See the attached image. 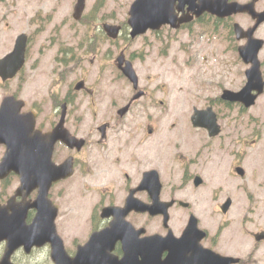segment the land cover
I'll return each mask as SVG.
<instances>
[{"label":"flooded vegetation","instance_id":"1","mask_svg":"<svg viewBox=\"0 0 264 264\" xmlns=\"http://www.w3.org/2000/svg\"><path fill=\"white\" fill-rule=\"evenodd\" d=\"M228 2L240 5L254 3L256 14L264 13V0H228ZM194 3L199 4L200 0H195ZM179 6L180 2L177 1L175 12L178 18L187 16L191 18V21L181 24L179 28L165 25L160 30H150L148 32L158 37L164 30L176 34L184 33L187 38L192 37V39L208 36L209 41L212 37H217L218 39L219 37H224L221 46H223L224 41L228 42V44L224 47L222 53L224 55L230 54L237 58L240 46L245 45L248 40L238 39L235 24L241 25L247 31L254 27L257 22L250 12L220 18L208 12L197 16L194 11L189 10L190 5H186L183 9L179 8ZM85 12L80 21L75 20L72 13L73 23H84L86 20H94L93 13L87 15ZM240 18L247 21L246 27L240 24ZM120 26L123 32L127 28L128 35L130 34L128 23ZM262 28H264V22L259 25L254 37L263 39L259 35ZM26 36L25 64L14 79L3 83L4 81L0 77L2 86H6L22 76L28 68L31 37L28 34ZM103 36L106 40H110L104 30ZM106 40L101 38V41H91L90 44H93L91 50L88 49L89 44L85 42L80 45L60 43L55 55L57 64L55 76L57 77V82L54 89L48 91L47 100L40 98L26 99L22 98L19 92H12L4 96L0 102L1 109L2 102L6 97L11 96L18 101H23L24 104L20 114L28 122L35 124V132H41V135H48L58 130L60 133L52 150L51 160L53 167L47 168L46 164L40 161H27L25 173L30 176L29 184L21 194H18V190L22 185L18 173L11 172L6 178L0 180V206L8 207L9 202L13 201L14 210H20L24 207L26 210L25 222L28 226L34 223L39 213L45 223L54 217L55 229L59 238L58 246L63 248L64 254L70 259L76 258L80 249L86 247L96 234L109 229L111 224L118 220L114 215H107V210L125 209L128 201L138 205L154 204L155 201L150 195L149 189L142 188L145 176L151 172L158 173L162 184L160 201L172 203L169 209L170 223L173 220L171 211L175 208H180L185 210V212L187 211L188 224L191 216L194 215L190 213L191 204L176 198L174 194L167 198L163 196L165 187L170 184V181L166 179V174L177 168L182 175V184L193 182L196 188L203 186L205 184L204 178L199 176V174H191L192 170L196 171L198 167L207 165V156L217 157L222 150L232 149L233 143L238 144L239 142L238 139H234L230 135L228 130H225V126L222 123V110L231 111V109L237 108L240 114H247L252 109L246 108L242 103L224 100L223 92L228 88H223L221 94L215 99L209 100L208 104L202 108H193V113L196 110L206 111L212 108L220 126V134L218 136H210L207 128H196L192 122L193 113L186 116V120L179 121L185 127L183 134L179 130L183 137L180 135L174 136L170 131L162 135V122H164L165 118L172 115L173 106L162 98L157 100L156 94L148 86L142 87V80L139 75V89L136 90L134 83L120 71L117 63L114 64L117 69L114 77L110 76L109 72L102 70L101 67L109 63L110 57L104 48H102L101 55H99L98 48L105 45ZM239 42H242V44L238 45ZM263 50L264 46L261 52ZM79 51L82 53L79 54ZM91 52L93 54L96 52L91 61V68L98 66V72L86 69L81 76H77L78 63L86 62ZM120 54H124L126 57L124 66L127 61H131L135 68L134 59L132 56H127L126 49L121 50ZM118 83H122L129 90V96L125 104L114 102V96H111L113 102H108V97L111 95L110 89ZM241 89L228 90L238 92ZM140 91L142 92L141 97L135 99V96ZM163 91H165L167 96L168 89H163ZM142 101L147 102L141 103ZM254 117L250 116L248 123ZM187 126L193 129L191 135L186 132ZM226 132H228V141L223 142ZM258 138L257 136V139L253 140V145L256 144ZM246 141L250 142L249 140ZM242 145H245V143L243 142ZM0 146L6 151V146L1 144ZM2 159L3 157L0 163ZM238 168L244 170L245 175L243 177H245L244 164L237 161L233 167L235 174L240 176L237 172ZM47 172H57L65 176L62 177L61 175L52 182L48 188L47 196L42 198L43 209L40 207L39 210L38 206L34 204L41 197L42 191L48 187L49 178L46 175ZM197 177H200L203 181L200 186L195 185ZM240 177L243 178L242 176ZM228 199L232 200V198L228 197L226 201ZM182 203L189 206L184 207ZM224 203L219 206L221 212ZM232 206L233 200L231 208ZM8 213L12 215L13 209H9ZM228 213L223 214L227 215ZM141 218L157 220L162 223L161 229L163 231L161 233L157 231L149 233L146 224L136 225ZM122 220L124 221V218ZM164 220V215L152 216L149 212L142 213L136 210L128 212L125 217V221L131 223L136 230H146V233L141 235L140 239L154 235L165 237L172 228L171 226L166 228ZM205 232L207 234L200 244L205 249L211 250L222 257L237 260L238 262L234 264H253L251 256L264 243V239L256 241L255 232H247L244 241L246 242L247 239L253 241L252 251L246 257H243L239 253L240 243L235 241V238H226L221 233L212 236L207 230ZM259 233H262L264 237V231ZM174 234L176 238L182 236V233L176 234L174 232ZM42 236H46L45 229L39 232V237ZM244 241L242 249L245 248L244 245L246 243ZM92 242L89 248V252L92 254H111L118 260L124 257V249L121 242H107L99 237ZM6 248L7 242L0 243V262ZM52 254L53 245L51 242H47L42 246H34L30 252H27L24 247L20 248L12 254L11 261L14 264H30L31 262L40 264L39 261L44 260L45 264H56ZM167 256L168 253L166 252L163 254L162 259H166Z\"/></svg>","mask_w":264,"mask_h":264},{"label":"rangeland","instance_id":"2","mask_svg":"<svg viewBox=\"0 0 264 264\" xmlns=\"http://www.w3.org/2000/svg\"><path fill=\"white\" fill-rule=\"evenodd\" d=\"M76 2L0 0V59L13 50L19 35L26 33L31 37L28 68L8 85L2 86L0 82V102L12 92H19L26 99L47 100L48 91H52L57 82L55 55L60 43L80 45L85 42L91 50V41H101V38L106 40L102 30L104 23L125 25L134 0H87L85 14L93 13L94 20H86L84 23L72 21ZM239 22L247 26L245 19L240 18ZM122 35L115 42L106 40L105 45L99 46L98 54L101 55L104 48L110 57L109 63L101 68L114 77L117 72L114 65L116 58L121 50L126 49L127 56L134 59L142 87L148 86L156 94L157 100L162 98L173 106L172 115L162 122V135L170 131L174 136L183 137L179 130L183 134L185 127L179 121L186 120V116L193 113L194 107L202 108L209 100L218 97L223 88L238 90L246 84L245 72L248 66L239 56L234 58L222 53L228 44L224 41L221 46L224 37H212L210 41L208 36L192 39L184 33L176 34L167 30L159 37L148 32L134 40H128V34ZM259 35L264 39V28ZM94 55L96 52H91L86 62L78 63L77 76H81L86 69L98 72L97 64V67L91 68ZM260 60L264 73V50ZM166 88L167 96L163 91ZM128 92L122 83H118L110 89L108 102H113L111 96H114V102L125 104ZM222 116L225 130L234 139H238V144L233 143L232 149L222 150L217 157L207 156V165L192 170L191 174H199L205 180V184L199 188L193 182L182 184V175L177 168L168 172L166 179L170 184L165 187L163 196L167 198L174 194L176 198L189 202L190 213L198 217L201 229L207 230L212 236L221 233L226 238H235L240 243L239 253L246 257L252 251L253 241L247 239L245 242V234L264 231V95L249 113L240 114L237 108H233L231 111L222 110ZM250 116L255 117L248 123ZM186 132L191 135L192 127L187 126ZM228 132L223 142L228 141ZM257 136L258 141L253 145ZM243 142L245 145H242ZM4 153V148L0 146V160ZM237 161L244 164L246 176L243 178L233 170ZM228 197L232 198L233 206L224 215L219 206ZM171 212L173 220L170 226L176 234H181L187 226V211L175 208ZM137 222L138 226L146 224L149 233L163 231L162 223L155 219L141 218ZM243 241L246 243L244 249ZM251 258L253 264H264V243L254 251ZM39 262L45 264L44 260Z\"/></svg>","mask_w":264,"mask_h":264},{"label":"water","instance_id":"3","mask_svg":"<svg viewBox=\"0 0 264 264\" xmlns=\"http://www.w3.org/2000/svg\"><path fill=\"white\" fill-rule=\"evenodd\" d=\"M180 2L179 8L183 9L190 5L189 10L194 11L197 16L203 13H212L220 18H226L233 14L250 12L256 25L249 30H244L241 25L235 24V31L239 40L247 39L245 46L239 48V53L245 64L250 65L246 71L247 83L239 92L225 90L223 99L230 102H239L250 108L256 104L258 97L264 93V78L261 70L259 54L264 46V41L256 39L254 33L261 23L264 22V13L256 14L254 3L240 5L229 3L228 0H200L199 4L195 0H135L129 11L128 24L131 27V37L135 39L147 33L149 30H160L162 26L170 25L172 28H179L181 24L191 21V18L183 16L178 18L175 12L176 2ZM86 8V0H78L74 18L80 20ZM104 30L112 39H117L121 32L120 26L110 24L104 25ZM27 47V36L18 37L14 51L0 60V77L4 82L16 77L17 73L25 64V54ZM124 57H119V67L122 72L138 88V77L130 62L123 67ZM142 92L136 95L135 99L141 97ZM22 101H17L14 97H7L2 102L0 109V144L6 146V153L0 164V180L6 178L11 172H16L21 178V188L18 194L23 192L29 184V174L25 173L27 161H40L46 164L47 168L53 167L51 160L54 143L60 136L58 130L48 135H41L35 132V124L20 114L23 106ZM126 110V109H125ZM125 112V111H123ZM195 127L207 128L210 136H217L220 133V126L217 122L216 114L212 108L206 111L196 110L192 117ZM45 154V156H44ZM44 156V157H43ZM240 176H244L243 169L238 168ZM49 178L48 187L42 191L41 197L34 204L43 209L42 198L47 196L48 188L61 175L57 172H47ZM202 179L197 177L195 185L200 186ZM142 188H148L150 195L154 199L153 205H138L128 201L125 209L107 210V215H114L118 218L106 229L93 237L95 241L98 237L107 242H121L124 249V257L121 260L110 255H98L89 252L92 241L84 248L80 249L78 256L70 259L64 254L63 248L58 246L59 238L56 233L54 217L46 223L39 213L34 223L26 225V210L21 208L14 210L13 201L8 207L0 206V243L6 241L7 249L0 264H12L11 256L18 249L24 247L30 252L34 246H42L51 242L53 245L52 258L56 264H234L237 260L222 257L215 252L205 249L200 242L206 233L199 228L198 219L195 216L190 221L180 238H176L173 231L168 235H154L140 239L146 233L145 229L139 231L125 221L128 212L136 210L138 212H149L152 216L164 215V225L169 227V208L172 203L160 201L162 184L157 172H151L145 176ZM184 207L189 205L182 203ZM232 205V200L222 206L224 213H227ZM13 209V214L8 213ZM124 218V221L122 220ZM46 230V236L39 237L41 230ZM263 235H257L256 240H263ZM113 248V246H112ZM168 253L166 259H162L164 253Z\"/></svg>","mask_w":264,"mask_h":264},{"label":"trees","instance_id":"4","mask_svg":"<svg viewBox=\"0 0 264 264\" xmlns=\"http://www.w3.org/2000/svg\"><path fill=\"white\" fill-rule=\"evenodd\" d=\"M126 25V24H125ZM125 31H127V28L125 29Z\"/></svg>","mask_w":264,"mask_h":264}]
</instances>
